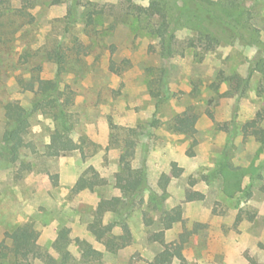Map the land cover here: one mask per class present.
Wrapping results in <instances>:
<instances>
[{
    "label": "rangeland",
    "instance_id": "obj_1",
    "mask_svg": "<svg viewBox=\"0 0 264 264\" xmlns=\"http://www.w3.org/2000/svg\"><path fill=\"white\" fill-rule=\"evenodd\" d=\"M208 1L226 0H34L25 14L11 0L0 11V241L11 245L6 234L29 224L43 251L32 264H148L179 244L171 264H264V92L252 69L264 57V0H235L226 15ZM57 43L61 65L48 56ZM37 77L72 92L75 149L47 154L60 126L56 108H31ZM9 101L27 111L15 159L1 150ZM183 110L197 114L193 136L170 125ZM127 132L131 166L147 181L135 196L116 183ZM80 177L94 185L77 188ZM112 196L127 207L131 241L110 250L89 225ZM81 242L100 258L84 256Z\"/></svg>",
    "mask_w": 264,
    "mask_h": 264
},
{
    "label": "trees",
    "instance_id": "obj_2",
    "mask_svg": "<svg viewBox=\"0 0 264 264\" xmlns=\"http://www.w3.org/2000/svg\"><path fill=\"white\" fill-rule=\"evenodd\" d=\"M11 0H0V11L10 5ZM21 6L16 8L19 14H25L27 7H33L34 0H20ZM213 6L220 8L226 14L235 13L237 2L235 0L226 1H208ZM91 12L88 11L87 19L92 21ZM163 38V37H162ZM198 41L203 42L207 49L214 47L216 38L210 31L198 32ZM194 38H190V44L194 43ZM168 49L169 44H167ZM48 56L58 65L65 62L66 52L60 43L48 51ZM252 69L260 73V89L264 92V57L253 61ZM163 79V77H162ZM37 88H35V81H30L27 84L28 89L38 92L40 97L35 99L32 104V109L42 108H56L57 119L59 120V129H56L51 134L50 143L47 146L48 155H58L64 151H70L77 147V144L69 136L72 129V122L70 120V113L67 111L66 106L72 102V92L60 89L56 77L54 79H41L36 78ZM165 85V84H164ZM5 116L7 124L2 135L1 150L6 153L10 158L15 159L19 147L22 145V129L20 122L24 119L27 111L24 107L15 101H9L4 105ZM197 114L183 110L176 113L170 121L172 129L179 133H184L193 136L196 131ZM251 122H246L242 126V131L247 132ZM132 130H130L131 132ZM233 133V130H230ZM135 139L127 132L123 138L121 152L119 155L120 169L116 174V183L120 189L125 190L126 187L134 188L133 196L137 195L139 190L147 185L145 172L141 168L134 169L131 166V159L134 153ZM94 182H88L83 177H80L76 182V187L83 189L85 187H92ZM246 197L250 196L248 185L243 189ZM131 196V198H133ZM132 202L129 200V203ZM96 219L89 225L90 230L98 241H101L108 249L113 250L118 246H125L131 241V233L128 224L123 219V215L127 207L123 204L120 196H112L110 199H103L98 203ZM113 211L114 221L107 224H101V216L107 210ZM119 225L121 232L114 234L113 227ZM6 236L11 241V245L5 242V239L0 241V260L10 255L13 264H32V260L37 257H43V251L38 243V233L29 224H21L16 226ZM60 238H64L63 233L59 234ZM164 232L160 230L154 234V238L163 242ZM84 256H92L95 259L100 258V253L95 250L87 242H81ZM182 244L174 248L163 247L158 251L153 259L148 264H171L175 258H182ZM1 264V262H0ZM100 264V263H97Z\"/></svg>",
    "mask_w": 264,
    "mask_h": 264
}]
</instances>
